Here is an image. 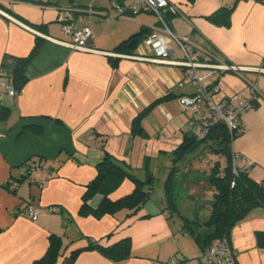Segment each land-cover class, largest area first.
Masks as SVG:
<instances>
[{
    "label": "crops",
    "instance_id": "1",
    "mask_svg": "<svg viewBox=\"0 0 264 264\" xmlns=\"http://www.w3.org/2000/svg\"><path fill=\"white\" fill-rule=\"evenodd\" d=\"M167 1L176 11L166 21L169 30L193 46L200 62L242 69L200 68L198 73L206 76V86L218 84L215 101L238 95L249 103L240 115L244 130L233 141L232 152L250 163L251 179L264 181V0ZM130 2L0 0V264H200L202 250L181 231L176 217L163 212L164 190L157 204L150 194L129 216L126 211L98 218L79 213L85 187L105 154L142 180L148 172L155 180L161 171L162 181L171 165L169 154L185 135H193L194 116L178 99L193 95L197 87L182 77V67L148 60L157 57L144 45L145 36L136 45L129 41L162 28L151 11L126 9ZM116 4L124 8L120 16ZM231 6L229 26L205 18ZM67 10L74 29L91 31L90 45L96 52L71 50L49 39L68 40L58 20ZM168 43L176 60H182L178 44L171 39ZM29 55L25 80L10 96L5 85L11 82L2 68ZM167 96L133 132V119ZM199 150L204 157L208 154ZM30 159H40L43 166L16 182ZM133 188L125 179L108 197L118 200ZM184 191L179 195L180 213L194 219L206 215L211 193L204 200L193 187L186 185ZM100 199L95 196L91 205ZM29 203L39 209L35 221L24 215ZM52 235L60 244L56 254L47 256ZM126 238L130 250L124 259L115 261L89 249L93 243L109 247ZM227 242L236 264H264V206L236 224Z\"/></svg>",
    "mask_w": 264,
    "mask_h": 264
},
{
    "label": "trees",
    "instance_id": "2",
    "mask_svg": "<svg viewBox=\"0 0 264 264\" xmlns=\"http://www.w3.org/2000/svg\"><path fill=\"white\" fill-rule=\"evenodd\" d=\"M186 1L191 4L195 0ZM232 10V6L221 7L205 18L217 26H229ZM175 12V10H168L164 14L165 21ZM148 34L147 32L146 34L134 35L129 41L133 40V44L136 45L141 40V37H146ZM28 58H30V55L26 58L15 59L12 64L4 65L2 68L1 72L9 78L13 89L15 86L20 87L25 80L23 68ZM207 87L209 88V86ZM14 91L17 94L18 91L16 89ZM168 98L170 96L159 99L141 111L132 121L133 132L139 128V122L153 106ZM238 124L242 132L237 134L229 133L226 126L220 121L212 124L208 129L207 135L203 138L185 135L183 143L169 154L171 166L163 182L165 200L163 212L166 213L167 218L176 217L180 221L181 231L190 236L202 251L213 240L227 239L231 229L244 220L251 210L258 206H264V181L256 182L249 177L250 163L248 168L238 171L236 175L232 171V143L244 130L240 120ZM34 128L33 126L31 127L33 130ZM199 149L217 158L223 157L225 164L221 167L220 162L216 159L209 170L208 176L203 179L202 185L195 189L192 183L185 180L188 175L193 177L194 174L190 161H185L191 153ZM191 158L195 157L192 156ZM183 162L185 164L188 163L187 167H192L187 172V175L182 172V169L185 168L184 165H181L184 164ZM42 166L43 163L40 159L26 161L21 166L22 170L26 169V175L22 176L20 173V177L16 182L26 179L34 169L41 168ZM95 170V177L86 185L81 197L82 203L79 209L81 215L91 214L98 218L106 214L113 215L120 211H126L129 216L138 212L149 200L151 185L153 183L151 173H147L145 180L139 179L127 165L109 154H105L102 160L96 164ZM125 179L133 182V190L118 200H111L108 197L109 194ZM147 179L150 180L149 183ZM186 185L189 188L193 187L196 192L199 190V198L204 197L207 192L211 193V201L208 205H205L208 213L203 217L197 219L188 218L180 213L178 205L180 200L179 195L183 194ZM197 185L199 186L200 184ZM180 186H184L182 193L179 191ZM97 195H100L101 199L96 206H93L91 205V201ZM59 244L60 238L52 235L47 256L56 254ZM89 249H97L105 256L116 261L129 256L130 240L126 238L109 247H101L93 243L89 245ZM77 254L78 252L74 253L72 260H74ZM48 263L45 262L43 264Z\"/></svg>",
    "mask_w": 264,
    "mask_h": 264
},
{
    "label": "built area",
    "instance_id": "3",
    "mask_svg": "<svg viewBox=\"0 0 264 264\" xmlns=\"http://www.w3.org/2000/svg\"><path fill=\"white\" fill-rule=\"evenodd\" d=\"M126 9L136 12L140 10H149L154 13L162 28L157 32H150L144 38V45L148 46L156 59H148L155 63L169 64L173 66L182 67V77L190 81L197 87L196 92L191 96H183L178 99V103L184 109L189 111L195 118V124L193 127V135L197 138H203L207 135L209 127L217 122L222 121L226 126L229 133H241L239 126V119L242 112L247 110L250 105L246 100L241 99L238 95H231L228 98H222L218 101L214 100V97L218 93V84H212L209 88L205 85L204 80L206 76L200 75L198 69L205 68L211 71H233L240 73L242 69L234 66H230L226 63H202L199 61L197 54L192 45H190L186 39H180L171 33L164 14L168 11H174V6L167 0H131L126 6ZM115 10L118 16L124 11L121 5H115ZM60 22L61 32L68 37L67 41H58L51 39L71 50L96 52V50L90 45L91 31L84 27L80 30H76L73 27V23L66 12H61L58 15ZM175 41L182 49L184 57L178 61L174 57V54L169 47L168 40ZM172 58V59H169ZM6 93L10 96H15L16 93L13 87L8 84L5 85ZM232 171L236 175L238 171L248 168L249 163L243 157L236 154H232ZM21 175H26V169L21 171ZM49 212H52V208H48ZM24 215L32 221H35L39 215V209L29 203L28 207L24 211ZM236 253L231 249L226 238L216 239L208 243L205 249L199 256L200 264H236Z\"/></svg>",
    "mask_w": 264,
    "mask_h": 264
},
{
    "label": "rangeland",
    "instance_id": "4",
    "mask_svg": "<svg viewBox=\"0 0 264 264\" xmlns=\"http://www.w3.org/2000/svg\"><path fill=\"white\" fill-rule=\"evenodd\" d=\"M196 155H197L198 160H196L197 159ZM192 156H194L195 158H191ZM216 159L219 160L221 167H223L225 164V160L223 157L217 158L212 154H206L204 157L203 153L200 150H196L195 152L191 153L185 162L190 161V163H192V166H194V169H193L194 174H193V177H191V175H188L185 180H187L189 183H192V185L195 186V189L199 188L202 185L203 179H205L206 176H208L209 170L212 167V165L214 164V161ZM185 162H183L184 164H181V165H184V167H185L182 169V172H184L185 175H187V172H189L192 167L191 168L187 167L188 163L185 164ZM163 174L164 173H161V171H160V173L157 174L156 179L153 180V183L151 185V200L155 204H157L163 198V182H164V179L161 181V177L163 176ZM197 184H200V185L198 186ZM183 187L184 186H182V187L180 186V188H179L180 193H182ZM183 194H184V191H183ZM207 195L208 194H206L203 197L204 200H206L207 197H209ZM185 203H186V200H185ZM188 203L190 204V202H188ZM172 222L174 223V225H177V219H173ZM187 241L189 242L191 240H187Z\"/></svg>",
    "mask_w": 264,
    "mask_h": 264
},
{
    "label": "water",
    "instance_id": "5",
    "mask_svg": "<svg viewBox=\"0 0 264 264\" xmlns=\"http://www.w3.org/2000/svg\"><path fill=\"white\" fill-rule=\"evenodd\" d=\"M139 134L141 133V131L138 132ZM149 181V180H148Z\"/></svg>",
    "mask_w": 264,
    "mask_h": 264
}]
</instances>
